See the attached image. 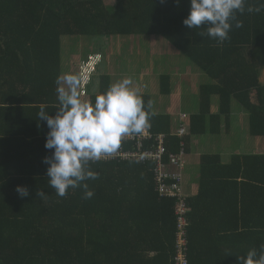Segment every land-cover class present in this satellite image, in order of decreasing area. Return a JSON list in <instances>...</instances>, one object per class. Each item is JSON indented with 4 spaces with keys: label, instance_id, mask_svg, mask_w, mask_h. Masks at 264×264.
<instances>
[{
    "label": "trees",
    "instance_id": "16d2710c",
    "mask_svg": "<svg viewBox=\"0 0 264 264\" xmlns=\"http://www.w3.org/2000/svg\"><path fill=\"white\" fill-rule=\"evenodd\" d=\"M249 6L260 0H247L237 13L243 27L221 43L201 36L205 28L183 24L189 0H0V264H175V200L160 196L154 164L91 162L98 177L85 183L94 195L85 198L77 187L59 197L49 186L43 159L53 150L44 147L49 129L38 113L41 106L57 111L62 38L159 36L211 80L200 86L199 113L181 115L184 137L172 133L171 115L153 114L150 95L141 96L147 130L165 135L168 154L183 149L185 158L192 137L228 132L233 101L248 115L250 135L264 141V10L249 13ZM112 81L101 73L100 93L89 103ZM160 92L171 94V76L160 77ZM199 185V194L186 198L189 264H239L237 256L259 253L264 152L235 154L228 163L220 154L202 155ZM17 186L29 196L20 197Z\"/></svg>",
    "mask_w": 264,
    "mask_h": 264
},
{
    "label": "clouds",
    "instance_id": "9594fccd",
    "mask_svg": "<svg viewBox=\"0 0 264 264\" xmlns=\"http://www.w3.org/2000/svg\"><path fill=\"white\" fill-rule=\"evenodd\" d=\"M165 2V0H161ZM179 5L180 0H175ZM190 11L183 24L191 29L205 28L200 35L224 42L233 27H243L237 13L243 14L247 0H189ZM259 7H247V11L264 10V0ZM58 107L50 115L44 106L38 113L39 120L46 122L49 131L44 147L53 150L43 162L48 165L47 177L50 188L59 197L67 195L70 188L85 189V198L94 193L85 181L96 179L98 174L91 170V162L115 153L121 140L131 134H140L149 126V113L133 81L125 77L112 83L103 94L97 95L94 103L85 102L79 95L80 77L65 73L56 79ZM151 108V102L148 106ZM20 197L29 196L24 186H17ZM43 198V191L37 193ZM239 264H264V245L259 253L250 249L246 256H237Z\"/></svg>",
    "mask_w": 264,
    "mask_h": 264
},
{
    "label": "rangeland",
    "instance_id": "374dc122",
    "mask_svg": "<svg viewBox=\"0 0 264 264\" xmlns=\"http://www.w3.org/2000/svg\"><path fill=\"white\" fill-rule=\"evenodd\" d=\"M106 4L113 5L114 0H105ZM126 40L125 46H129V49L122 51L121 55H113L111 58L116 59L117 57L122 59L117 64H113L110 61V65L113 64V69L119 71L118 77L115 76V83L122 78L119 77L120 74H126V77H130L132 81L137 84L133 86L141 97L144 95H150L151 105L154 106L162 102L169 101L167 96H163L160 92V77L161 76H173L179 75L181 77L177 80H182V85L184 88V95L182 97L181 107L178 109L179 113H186L189 116L199 113L200 111V87L193 88L191 90L190 84H208L211 80L204 74H202L187 58L184 57L175 47H173L167 40L159 36H134V37H120ZM119 37H113L107 39L104 37L90 38V37H64L62 38V48L61 57L63 59L67 58V55L75 52L76 57H82L85 64H87L88 58L96 61L95 71L88 72L89 65L87 66V76L80 77L79 86H81V91L79 92L80 98L83 94H99L98 90L100 87V78L91 77V74L101 73L105 70L106 66V53L109 52L110 40H120ZM110 41V42H109ZM132 47L133 49L131 50ZM82 49V53H80ZM84 54V55H82ZM92 65V64H91ZM111 70V73L115 74V71ZM198 74V78L196 77ZM132 75V76H129ZM142 75V77L140 76ZM147 76V78H146ZM262 82H264V77L262 76ZM150 82H154L153 85ZM200 83V84H199ZM85 100H87L85 98ZM217 104L219 103L218 99ZM232 112L230 115V129L235 134L234 137L227 140L228 149L233 151L236 149L244 148V137L243 133L248 131L243 130L242 122H236L235 118L241 113V107L235 101L232 102ZM165 106H162V108ZM248 128V127H246ZM209 137H204L201 139V147L207 148L206 150L211 153H220L217 150L219 147V142L209 143L208 138L215 140V136L208 135ZM229 137V136H228ZM252 140H256L250 135L248 144H253Z\"/></svg>",
    "mask_w": 264,
    "mask_h": 264
},
{
    "label": "crops",
    "instance_id": "0c3cea01",
    "mask_svg": "<svg viewBox=\"0 0 264 264\" xmlns=\"http://www.w3.org/2000/svg\"><path fill=\"white\" fill-rule=\"evenodd\" d=\"M120 38V37H119ZM126 40L123 38H120V40H111V43H109V52L106 53V66L105 70L101 72L102 74H109L113 78V81L115 80V76L118 77L119 71L113 69V64L110 65V61H112L113 55H121L122 51L125 49H129V46H125ZM131 50L133 49L130 47ZM122 60L120 58H116V62ZM113 62V61H112ZM87 64L84 63L82 57H76L75 53H71L70 55H67V58L63 59L61 57V71L62 75L65 73H71L76 74L79 77H86L87 76V66L89 65L88 72L95 71V65L96 61L93 59L88 58L87 55ZM92 64V65H91ZM114 70V73H111L110 71ZM101 73H95L91 74V77L94 78H100ZM127 75L123 74L119 77L122 79L125 78ZM132 76V75H129ZM142 77V75H140ZM181 76L179 75H173L171 76V82H172V92L170 95L167 96L169 99L168 102L165 103L164 100H162L161 103L158 102V104H155L152 106L151 110L153 114H169L172 116L173 119V126H172V133L175 134L178 130V126L180 125V118L181 115L186 113H179L178 109L181 107L182 97L184 93V86L182 85V80H177ZM196 77L198 78V74H196ZM147 78V76H146ZM152 83V82H150ZM81 84V83H80ZM137 83L134 81L133 85H136ZM153 85L154 82L152 83ZM198 84V83H197ZM197 84H190L191 90L193 91V88H198L201 85ZM200 84V83H199ZM81 86H79L78 91H81ZM200 91V89H199ZM198 91V92H199ZM98 93H100V87L98 90ZM94 95V94H92ZM91 96V93L89 94H83V97L81 99L85 102H89V97ZM85 98L87 100H85ZM217 97L212 98V113H217L218 111V104H217ZM152 104V103H151ZM233 105V104H232ZM162 106H165L162 108ZM236 122H242V128L243 130L246 129L248 131L243 133L244 137V148L242 149H236V150H229L227 145V140L229 138H232L235 136L231 129L228 132H221L218 135H212L207 134L203 136H196L192 137L191 145H190V151L188 155L184 158V167H183V192L186 198H193L196 197L199 194V173H200V160L201 156L204 154H218V153H211L210 151L206 150L207 148L201 147V139L204 137H209L208 135L215 136V140H212V138H208L207 142L209 143H217L215 141H218L219 147L217 150H220V156L222 158L223 163H228L231 156L235 154H261L264 152V141H262L261 138H255L256 140H252L253 144H248L246 140L249 141L250 133H249V118L248 115H246L243 111L239 113V116L235 118ZM248 127V128H246ZM147 128V127H146ZM229 136V137H228Z\"/></svg>",
    "mask_w": 264,
    "mask_h": 264
},
{
    "label": "built area",
    "instance_id": "2783aa9c",
    "mask_svg": "<svg viewBox=\"0 0 264 264\" xmlns=\"http://www.w3.org/2000/svg\"><path fill=\"white\" fill-rule=\"evenodd\" d=\"M186 115L183 116V119ZM189 134L186 125H182L176 136L184 137ZM165 135L154 136L147 128L140 134H131L121 140L120 148L113 154L102 157L94 162H111L115 160L132 161L139 163H153L156 174V182L160 186L161 197H168L175 200V216L177 222V241L175 264H189L188 252V229L189 206L186 196L183 194L182 180L185 152L168 154ZM125 143L130 144V148L125 147ZM183 148V144H182ZM168 156L169 162L165 159Z\"/></svg>",
    "mask_w": 264,
    "mask_h": 264
}]
</instances>
